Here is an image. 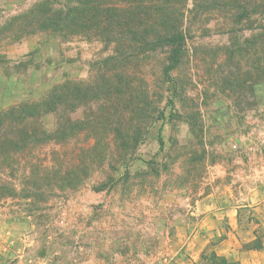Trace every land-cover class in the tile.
<instances>
[{"label": "rangeland", "instance_id": "rangeland-1", "mask_svg": "<svg viewBox=\"0 0 264 264\" xmlns=\"http://www.w3.org/2000/svg\"><path fill=\"white\" fill-rule=\"evenodd\" d=\"M69 1L0 0V111L62 88L57 114L38 118L45 139L0 160V253L166 264L177 228L264 190V0H112L124 7L116 22L48 26ZM161 11L185 36L170 81L167 48L139 47Z\"/></svg>", "mask_w": 264, "mask_h": 264}, {"label": "trees", "instance_id": "trees-1", "mask_svg": "<svg viewBox=\"0 0 264 264\" xmlns=\"http://www.w3.org/2000/svg\"><path fill=\"white\" fill-rule=\"evenodd\" d=\"M142 1L145 10H163L166 6L164 3L152 0ZM81 4H84L85 8H80L79 5ZM104 5H107V7L104 10H99L97 8L99 6L89 5V2L79 3L78 0H70L65 8L62 7V9L56 11V15L48 16L45 23L56 29L60 27V29L67 28L66 30H70L76 27L80 21L83 24H90L98 20L96 25H100L108 23L107 20L109 21L111 18L112 20L115 19V22L121 19V17L124 18V7L120 6L117 2L110 0L105 2ZM133 10L134 8L129 9L130 16H132ZM254 11L256 10L254 9ZM249 13L244 7L242 8L241 15L246 16ZM145 20L146 26H149L151 29L140 35L139 47L149 52L167 48V61L162 68V75L166 81H170L172 80V72L180 63L185 46V36L179 29L178 20L176 18L172 19L163 11L159 15L146 17ZM61 95L62 88L56 85L45 97L36 101H23L8 110L0 111L1 161H8L14 155L29 153L37 142L42 140V138L45 139L46 134L38 118L46 113L57 114V109L61 104ZM69 99L70 103H72L74 96L71 94ZM56 122L54 139L58 141L62 137V127L59 125L58 120ZM75 128L77 129L76 122H71L69 131L74 134ZM57 172L58 170L55 171V173ZM5 188L6 186L0 183V192ZM34 191L32 197L41 200L43 192L38 189ZM219 264H225V262L221 261Z\"/></svg>", "mask_w": 264, "mask_h": 264}, {"label": "crops", "instance_id": "crops-1", "mask_svg": "<svg viewBox=\"0 0 264 264\" xmlns=\"http://www.w3.org/2000/svg\"><path fill=\"white\" fill-rule=\"evenodd\" d=\"M264 190L176 229L166 264H264ZM0 253V264H8Z\"/></svg>", "mask_w": 264, "mask_h": 264}]
</instances>
